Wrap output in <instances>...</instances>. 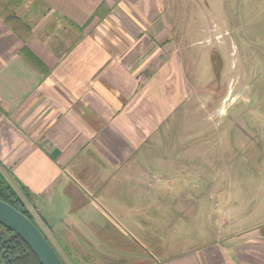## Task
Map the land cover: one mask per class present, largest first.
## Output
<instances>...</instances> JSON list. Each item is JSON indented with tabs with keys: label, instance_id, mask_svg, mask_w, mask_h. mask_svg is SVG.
<instances>
[{
	"label": "crops",
	"instance_id": "crops-1",
	"mask_svg": "<svg viewBox=\"0 0 264 264\" xmlns=\"http://www.w3.org/2000/svg\"><path fill=\"white\" fill-rule=\"evenodd\" d=\"M187 17L183 0H0V171L66 264H264L261 223L177 253L152 228L189 214L152 150L193 113Z\"/></svg>",
	"mask_w": 264,
	"mask_h": 264
},
{
	"label": "rangeland",
	"instance_id": "rangeland-1",
	"mask_svg": "<svg viewBox=\"0 0 264 264\" xmlns=\"http://www.w3.org/2000/svg\"><path fill=\"white\" fill-rule=\"evenodd\" d=\"M183 8L198 27L190 36L200 56L197 74L195 65L189 73L193 113L181 114L183 136L173 131L152 147L167 155L168 171L178 168L167 180L189 211L180 218L181 210L169 209L168 225H152L169 253L241 229L255 232L254 223L264 233V0H183ZM149 169L159 172L160 163Z\"/></svg>",
	"mask_w": 264,
	"mask_h": 264
},
{
	"label": "water",
	"instance_id": "water-1",
	"mask_svg": "<svg viewBox=\"0 0 264 264\" xmlns=\"http://www.w3.org/2000/svg\"><path fill=\"white\" fill-rule=\"evenodd\" d=\"M0 223L19 234L42 264H66L39 226L25 213L0 198Z\"/></svg>",
	"mask_w": 264,
	"mask_h": 264
},
{
	"label": "trees",
	"instance_id": "trees-1",
	"mask_svg": "<svg viewBox=\"0 0 264 264\" xmlns=\"http://www.w3.org/2000/svg\"><path fill=\"white\" fill-rule=\"evenodd\" d=\"M0 198L33 217L0 171ZM35 222V221H34ZM36 223V222H35ZM0 264H42L22 237L0 223Z\"/></svg>",
	"mask_w": 264,
	"mask_h": 264
}]
</instances>
